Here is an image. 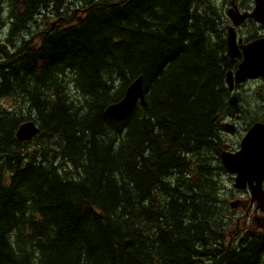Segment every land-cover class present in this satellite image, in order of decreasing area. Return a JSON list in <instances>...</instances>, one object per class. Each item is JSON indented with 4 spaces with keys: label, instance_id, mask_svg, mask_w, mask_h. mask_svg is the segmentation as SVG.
<instances>
[{
    "label": "trees",
    "instance_id": "1",
    "mask_svg": "<svg viewBox=\"0 0 264 264\" xmlns=\"http://www.w3.org/2000/svg\"><path fill=\"white\" fill-rule=\"evenodd\" d=\"M224 34L210 0H0V264H264L225 212Z\"/></svg>",
    "mask_w": 264,
    "mask_h": 264
},
{
    "label": "water",
    "instance_id": "2",
    "mask_svg": "<svg viewBox=\"0 0 264 264\" xmlns=\"http://www.w3.org/2000/svg\"><path fill=\"white\" fill-rule=\"evenodd\" d=\"M229 16L236 26L244 23L249 17L264 26V0H256L255 10L250 15H242L231 10ZM227 48L230 58L242 59L237 70L228 71L226 76L228 89L232 92L227 101V109L238 114L242 109L239 94L234 91L235 85H240L251 78L260 77L264 80V38L239 47L234 27H230ZM138 102L147 107L141 77L129 86L120 102L107 108L106 115L112 120L123 121L132 113ZM225 126L229 132L235 131L233 124L227 123ZM38 132L36 124L26 122L18 129L17 137L21 141H31ZM220 157L227 171L234 175V188L238 191L249 189L252 204H256V210L264 215V123L256 122L250 127L242 139L239 151H224ZM230 206L237 209L240 201H233ZM262 228L264 229V225Z\"/></svg>",
    "mask_w": 264,
    "mask_h": 264
},
{
    "label": "rangeland",
    "instance_id": "3",
    "mask_svg": "<svg viewBox=\"0 0 264 264\" xmlns=\"http://www.w3.org/2000/svg\"><path fill=\"white\" fill-rule=\"evenodd\" d=\"M220 7V3L217 2ZM259 85L248 84L244 88H241V92L244 93L243 100L245 101L243 111L240 114H233L236 121L229 123H235L236 131L227 132L223 134L225 147L227 150L233 151L237 149L241 143L242 138L246 135L250 126L254 123V120L264 119V90L263 93L259 92ZM258 104V108L256 107ZM238 150V149H237ZM222 183L223 195L228 199L229 202L240 200L242 206L238 209H231L228 205L225 207L226 214L230 215L232 219L240 225V229H246L248 224L254 218V216H260V213H256L255 205H251L250 192H239L234 188V177L231 173H227L220 178ZM227 242H230L228 239Z\"/></svg>",
    "mask_w": 264,
    "mask_h": 264
},
{
    "label": "flooded vegetation",
    "instance_id": "4",
    "mask_svg": "<svg viewBox=\"0 0 264 264\" xmlns=\"http://www.w3.org/2000/svg\"><path fill=\"white\" fill-rule=\"evenodd\" d=\"M212 5L218 1L221 3V8L224 11V17L221 16V19L225 21V27H227L229 24H231L230 19L227 17V14L231 9H235L239 11L242 14L250 13L251 10L254 8V0H210ZM238 40H242L244 44H248L255 39L259 37H264V28L263 26L257 25L254 21L251 19H247L242 25L235 27ZM225 37V34H224ZM237 61L240 63L241 59H237ZM248 84H258L259 85V92L263 93L264 90V82L261 78L252 79L248 82L244 83L240 87H238V90L240 92V99L242 108L244 107L245 101L243 100L244 93L241 92V88H244ZM262 104H264V101H262ZM258 104H256V107L258 108ZM264 108V106H263ZM236 117V116H235ZM231 116V121H236V118ZM264 122V119L260 120ZM240 148V145L237 149ZM237 149L233 150L236 151ZM253 225H256V227H262L264 224L263 217H256L255 221L251 223Z\"/></svg>",
    "mask_w": 264,
    "mask_h": 264
},
{
    "label": "bare ground",
    "instance_id": "5",
    "mask_svg": "<svg viewBox=\"0 0 264 264\" xmlns=\"http://www.w3.org/2000/svg\"><path fill=\"white\" fill-rule=\"evenodd\" d=\"M65 73V72H64ZM42 118V117H41Z\"/></svg>",
    "mask_w": 264,
    "mask_h": 264
}]
</instances>
